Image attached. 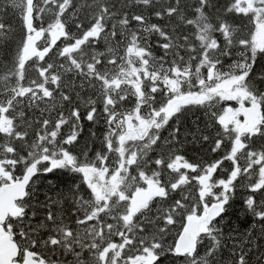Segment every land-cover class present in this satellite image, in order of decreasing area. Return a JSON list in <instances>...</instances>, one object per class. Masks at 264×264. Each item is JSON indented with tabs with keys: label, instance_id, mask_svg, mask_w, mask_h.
<instances>
[{
	"label": "snow or ice",
	"instance_id": "obj_1",
	"mask_svg": "<svg viewBox=\"0 0 264 264\" xmlns=\"http://www.w3.org/2000/svg\"><path fill=\"white\" fill-rule=\"evenodd\" d=\"M253 258L264 0H0V264Z\"/></svg>",
	"mask_w": 264,
	"mask_h": 264
},
{
	"label": "trees",
	"instance_id": "obj_2",
	"mask_svg": "<svg viewBox=\"0 0 264 264\" xmlns=\"http://www.w3.org/2000/svg\"><path fill=\"white\" fill-rule=\"evenodd\" d=\"M233 226L239 227L241 231H245L248 227H250V221L248 223H245L243 221V218L240 219V221H236V218L233 217ZM233 235H236V233H233ZM229 244L232 243V241L228 242ZM225 253H227V249L225 250ZM256 255H259V253H256ZM224 259H228V256L225 254ZM253 264H254V258H253Z\"/></svg>",
	"mask_w": 264,
	"mask_h": 264
}]
</instances>
